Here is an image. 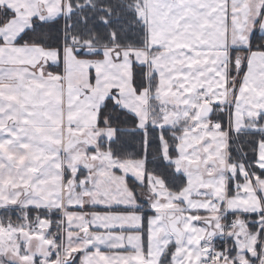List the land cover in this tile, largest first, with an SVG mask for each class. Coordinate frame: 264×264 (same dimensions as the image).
Returning a JSON list of instances; mask_svg holds the SVG:
<instances>
[{
    "label": "snow or ice",
    "instance_id": "6c2138e0",
    "mask_svg": "<svg viewBox=\"0 0 264 264\" xmlns=\"http://www.w3.org/2000/svg\"><path fill=\"white\" fill-rule=\"evenodd\" d=\"M0 264H264V0H0Z\"/></svg>",
    "mask_w": 264,
    "mask_h": 264
}]
</instances>
